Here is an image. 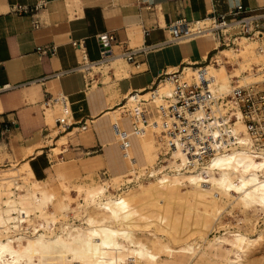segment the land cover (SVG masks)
Here are the masks:
<instances>
[{"label": "crops", "instance_id": "crops-1", "mask_svg": "<svg viewBox=\"0 0 264 264\" xmlns=\"http://www.w3.org/2000/svg\"><path fill=\"white\" fill-rule=\"evenodd\" d=\"M39 1L0 0V87H11L0 92V166L11 161L20 167L28 164L42 187L46 182L57 185L56 174L72 171L86 186L120 177L127 167L112 129L117 106L130 92L153 85L161 70H176L213 58L220 49L215 51L211 38L145 50L132 62H121L120 72L125 73L121 76L113 69L114 74H96L90 83L80 72L42 84L24 83L82 63V49L73 42L84 45L90 60L99 57L96 36L105 31L115 32L123 46L143 48L167 38L164 26L179 16L190 20L204 17L211 0H42L44 4L35 15L37 28L31 13L11 11L13 5L33 8ZM237 5L260 9L264 0H217L219 11ZM145 28L150 29L146 35ZM45 45L54 46L52 55H40L36 50ZM45 89L67 95L73 122L68 132L52 136L55 127L49 126L38 104ZM120 123L129 130L126 118ZM62 139L66 142L54 155L52 150L59 148ZM138 140L131 137L134 155V147L141 154Z\"/></svg>", "mask_w": 264, "mask_h": 264}, {"label": "built area", "instance_id": "built-area-1", "mask_svg": "<svg viewBox=\"0 0 264 264\" xmlns=\"http://www.w3.org/2000/svg\"><path fill=\"white\" fill-rule=\"evenodd\" d=\"M43 4L41 0L33 8L13 5L11 11L18 14L31 13L33 26L37 28L39 20L35 15ZM164 28L169 34L167 38L143 48L123 46L115 32H101L96 36L99 57L94 60L86 57L81 42H73L82 49V63L47 73L24 84H42L72 72L84 74L90 83L96 74H107L109 71L114 74L112 67L106 70V66L112 62H132L135 56L145 50L197 38H211L216 52L239 46L242 38L261 41L264 38V8L251 10L237 5L227 11H219L217 0H211L204 17L190 20L179 16ZM149 30L145 28L143 33L148 34ZM36 50L40 55H52L54 46H38ZM211 59L212 56L207 61L185 64L176 70H161L153 85L130 92L117 106L112 129L127 171L122 174L123 179L115 193L119 195L129 186L173 171L197 174L201 183L206 185L203 181L208 178L209 172L216 171L210 167L211 160L216 154L241 147L243 138L249 141L251 151L264 152V79L247 84H239L236 80L228 92H218L214 77L206 64ZM159 85L168 86L169 92H161ZM9 88L11 87L8 85L2 86L0 92ZM38 104L43 115L49 114L54 118L56 134L72 129L71 108L66 94L60 91L51 93L45 89ZM121 118L129 121V130L121 125ZM147 129L157 134L160 151L155 165L141 170L137 167V159L132 152L131 137L138 138ZM174 150L183 155L184 160L180 161V166L160 169L172 157ZM8 179L9 182H5L0 175V202L3 207L6 193L16 199L20 193L25 192L20 188V178L13 176ZM80 202L83 200L80 199ZM38 214L39 212L26 214L22 210L13 211L12 215L16 218L8 222L10 228L7 234L14 238L40 232L55 234L59 233V226L63 222L68 225L86 224L84 214L76 216L70 211L66 219L60 218L44 227L45 222L37 217ZM128 264H133L132 260Z\"/></svg>", "mask_w": 264, "mask_h": 264}, {"label": "bare ground", "instance_id": "bare-ground-1", "mask_svg": "<svg viewBox=\"0 0 264 264\" xmlns=\"http://www.w3.org/2000/svg\"><path fill=\"white\" fill-rule=\"evenodd\" d=\"M255 43H259L260 47H262V50H259L260 47L258 48L259 52L257 53L253 52V45ZM238 45L237 47H228L229 49L219 50L209 64L206 63L210 74L214 72L211 75L214 77L215 87L218 92H228L231 85H223L224 82L229 78L239 79L246 69L243 66L242 68L239 67L240 69L236 68L232 74L227 73L225 63L230 58L240 59L243 56L244 58L245 56H252L254 57L253 59H256L258 56L264 57V38L261 41L242 38ZM238 47L241 48L235 49ZM216 66L221 68V72L216 71ZM240 81L238 80L239 84L242 83ZM47 117L49 124H52V117L49 114ZM65 142L66 139H62L59 142V148L57 147L58 149L52 150L54 155H58L61 150L60 145ZM248 144L249 141L243 138V145L241 147L232 148L230 151L216 154L211 160L210 166L211 169H216V171L209 172L208 178L203 181L206 185L201 183L202 181L198 179L197 174L181 173L179 171H173L171 173L164 172L161 176L150 179L147 182H157L156 184L160 182L161 185L163 184L162 189L167 194L170 181H176L180 184L183 192H187L197 198L208 199L209 201L214 199L220 207L224 206V200L222 201V198L225 197L227 200L231 198L234 202V207L241 209L243 212H264V152L254 153L249 149ZM183 160V155L179 151L174 150L172 157L167 159L165 161L166 163L160 169L168 166L178 167L180 166V161ZM26 170L31 171L28 164L23 165L22 168L11 169L8 173L9 176L13 177L19 176L20 172ZM167 177L171 178V180ZM121 178L112 177L110 180L115 183L108 184L106 182L104 186L99 187L96 191H88L85 199L91 203L90 205L95 210H98L100 217H102V222H99L94 217L92 218L91 215L88 218L89 224H99L101 226L105 225V221L107 220H110V222H114L115 219L120 220L124 217V212L129 210L130 203L133 199H136L131 191L132 186H129L126 190L130 188L131 190L120 195L118 200H115V197L109 198L106 195V192H109V188H111L110 185L116 184ZM4 179L7 182L6 177ZM139 185L140 183L133 187ZM34 186L36 187L37 185L34 184ZM141 186L143 190L146 189V186ZM30 188H24L25 192L20 193L16 199L6 194V200L3 201L4 207L1 206L0 202V264H128L129 260H132L134 264V256L141 254L140 249H145L149 252L146 245L137 239L135 231L130 230L131 228L129 229L128 227L115 232L99 227L97 230L94 229V231L90 230L88 232L84 228H73L71 231H68V226L70 225L64 224L59 227V233L61 234L40 232L31 235L16 236V238L8 235V229L10 228L8 222L16 218L12 215L13 211L22 210L26 214L39 212L40 215L38 214V217L43 218L46 224H43L44 227L49 226L50 222L56 221L55 216L48 211L49 205L53 203L55 198L50 196L46 191L41 190L40 187L37 189ZM167 196H169V193ZM17 206L19 207L16 208ZM68 208L69 206L64 202L61 210L68 211ZM177 218L183 224L188 222L189 226L212 222L210 216L201 218L198 222H191L190 219L184 221L178 216ZM130 220L132 221V219ZM125 225L129 226L130 224ZM188 225L183 226L189 227ZM263 234L264 232H260L258 237L251 238L245 233L231 232L228 237H219L214 242H210L209 249L216 251L215 256L222 258L225 264H241V254L236 255L237 259L235 260L232 258V255L235 254L233 248L238 249L245 255L251 246L264 237ZM195 251L191 250V254H193L191 256H194Z\"/></svg>", "mask_w": 264, "mask_h": 264}, {"label": "rangeland", "instance_id": "rangeland-1", "mask_svg": "<svg viewBox=\"0 0 264 264\" xmlns=\"http://www.w3.org/2000/svg\"><path fill=\"white\" fill-rule=\"evenodd\" d=\"M259 47L260 44L255 43L253 45V52H259ZM239 48L241 47L235 49ZM253 58L254 57L252 56H245V58L243 56L240 59L230 58V60L225 63L226 69L224 68L227 73L232 74L236 68L240 69L243 66L246 69L239 79L229 78L223 85L230 84L232 86L237 79L242 81L241 84L253 83L264 79V68L259 69V67L264 66V57L258 56L256 59ZM244 59L245 61H243ZM117 62L115 65H112L116 75H125L124 71L120 72V69L123 66L121 63L122 61ZM241 63L242 65H240ZM215 68L217 72H221V68L217 66ZM213 73L214 72L211 74ZM159 88L161 92H169L168 86L159 85ZM53 125L54 122L49 124V126ZM146 131L147 132H143L138 140L142 155L139 152L136 153L135 147L133 149L137 156V167L141 170L146 166L151 167L155 165L157 155L160 151V143L156 139L157 134L151 129H147ZM54 133H56V131L52 133V136ZM32 151L33 150L31 149L29 150V152ZM1 161L2 157L0 156V162ZM18 168H22L19 166V163L17 161H11L6 166H0V175L3 176V178L6 177L8 182V178L11 177L8 172L11 169ZM29 172L31 171H22L19 173V176H17L23 181L20 188L28 189L32 186L33 189H37L40 187L41 190L46 191L50 196L54 197L56 200L54 199L53 203L49 205L48 211L55 216L56 221H59L60 218L66 219L70 211L76 216L84 214L86 224H75L73 226L67 225L68 231H71L73 228H84L89 232L90 230H97L99 227H101V229H108L111 232L124 229L125 227H128L129 229L131 228L130 230L135 231L137 239L146 245L149 252L145 249H140L141 254L134 256V264H225L222 258L215 256L216 251L209 249L210 242H214L219 237H228L231 232L245 233L251 238H256L259 236L260 232H264V212H243L241 209L234 207V202L231 198L227 200L225 197L222 198V201L224 200V206L220 207L218 202L214 199L209 201L208 199L197 198L187 192H183L180 184L176 181H172L171 178L168 177L167 178L171 180L168 187L169 196H167L168 193L166 194L164 189H162L163 184L161 185L160 182L159 184H156L157 182H147L148 180L150 181V179L140 182L139 186H132V190L131 188L124 190L118 195L115 193L116 188L123 178L119 179L116 184L110 185L111 188H109V192H106V195L109 198L115 197V200H118L120 195L131 190L136 199H133L130 203L129 210L124 212V217L120 220L115 219L114 222L107 220L105 221L106 223L104 222L105 225L101 226L99 224H89L88 218L91 215L92 218L94 217L95 220L99 222H102V217H100L98 210H95L92 205H90L91 203L85 199L86 194L91 190L96 191L99 187L104 186L106 182L108 184L113 183L114 181L112 182L110 179L114 176L108 177L106 180L91 186H86L81 182L77 174H73V171L71 174H56V177L59 180L58 184L55 185L46 182L43 184V187L47 186L48 189H46L43 188L42 185L34 179L33 174ZM120 177H123V175ZM34 184L37 186L35 187ZM141 185L146 186V189L143 190ZM1 194L2 193L0 192V196ZM80 199H82L83 202H80ZM64 202L69 206L68 211L61 210ZM177 216L181 217L184 221L190 219L191 222H198L201 218L203 219L210 216L212 222H204L189 226L188 222L183 224ZM130 219H132V221ZM64 224L67 223L63 222L60 226ZM125 224L130 225L126 226ZM183 225H188L189 227ZM191 250H196L194 256H191L193 255L191 254ZM233 252L235 253L232 255L234 260L237 259L236 255H242L241 264H264V237L251 246L245 255L236 248H233Z\"/></svg>", "mask_w": 264, "mask_h": 264}]
</instances>
